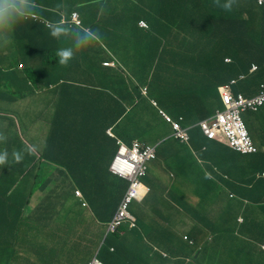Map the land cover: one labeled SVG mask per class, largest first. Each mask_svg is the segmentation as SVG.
Instances as JSON below:
<instances>
[{
  "label": "crops",
  "instance_id": "obj_1",
  "mask_svg": "<svg viewBox=\"0 0 264 264\" xmlns=\"http://www.w3.org/2000/svg\"><path fill=\"white\" fill-rule=\"evenodd\" d=\"M65 1L68 0H40L42 4H46L52 10H57V5L60 6ZM241 1L234 0L236 5ZM121 3H126L128 11L142 10L141 4L148 5L149 3L150 6L155 7L159 5V1L153 3L152 0H123ZM199 3L198 0H187V2L175 0L163 7L170 8L172 6L179 15L181 9L200 11L199 5L204 9L205 5L207 6L205 0H202L201 4ZM163 7L161 2L154 18L161 15ZM27 10L28 13L37 14L35 8L32 10L27 8ZM117 11V7H115L110 16L113 23L119 16ZM199 13L200 16H203L201 12ZM172 18L173 15L170 14L167 20L170 21ZM138 19L145 20L146 17ZM11 20L16 22L13 25L8 23L4 28L6 29L5 34L0 38V42L7 46L11 45L13 34L18 33L21 36V32L25 28L28 29L33 23L24 25L17 17ZM188 21L192 23L190 20ZM204 22L205 20L202 22L203 26ZM153 23L155 26L152 27L157 28L164 37L167 30L159 28L160 24L157 22ZM148 25L150 26L149 23ZM39 29L41 26L34 24V31ZM132 35L133 31H129L123 41H132ZM38 37L35 36L37 39ZM127 44L129 46L130 43ZM98 72L99 74L93 82L97 86H100L101 83L105 84L103 88H106V92H104L106 94L115 86L116 72L113 70ZM262 75L264 78V74ZM2 78L1 74L0 80ZM156 80H163V78H156ZM86 83L80 81L75 84V87L81 89ZM119 84L125 85L122 82ZM210 86L216 90V86L209 83L208 87ZM72 87V85L64 84L59 86V89L66 88L62 100L47 94L46 104H44L43 98H38V100L34 99L37 101L35 105H30L28 108H24L18 103L0 102V136L5 137L0 140V147L7 140L5 146L0 148V152L7 151L8 153L7 163L0 165V264H83L96 256L111 264H189L191 261V264H231L230 258L235 240L229 231L234 224L223 226L229 203L232 201H228L227 192L235 194L237 188H244L246 189L245 197H250L253 201H264V198L251 194L257 181L244 182L245 177L253 169H258L257 165L262 159V163L264 162V132L258 130L260 125L264 126V108L255 117L249 118V126L256 136L254 142L261 152L259 154L261 157L259 159L256 157L255 163L249 167L248 162L241 159L239 163L233 162V151L224 145H220L221 147L217 150L208 152V147L195 142L194 147L198 150L192 154L190 149L186 150L177 142L166 141L171 139L170 129L164 128L162 131L155 129L157 137L151 139L139 134L137 131L141 124L147 127L154 126L141 120L139 114L144 112L145 105L144 109L139 108V112L134 118H130V108L133 103L137 104L136 101H138L136 100L137 96L130 91L126 90L122 94L127 99L128 108L126 111L124 110V115L117 120V125H115L113 105L115 102L113 100L110 105L108 102H86L84 95L78 94L79 90ZM126 87L128 90L130 89L129 85ZM236 89L237 93L246 98H250L258 92L257 85L240 83ZM69 94L73 96L66 98ZM162 94L163 102L169 106L168 108L166 105L168 115L171 117L176 115L177 119L184 118L185 124L193 123L192 118L196 116L193 111L195 105L188 104L192 99L191 95L180 97L177 89L172 87L163 88ZM140 102L145 103V100ZM200 102V104H196V109L206 108L210 99L200 98ZM49 103L60 107L58 110L63 113L64 120L66 118L68 122L76 121L78 125H84L82 129L85 131L81 129L71 137L72 141L79 144L80 147H61L56 159L57 161L62 159V162L54 164L48 161L52 165H47V161L41 162L36 167L39 171L41 169L40 182L35 188L34 183L32 187L27 182V185L23 186L24 184H20V180L27 181L34 177L31 170L35 167V162H31L30 168L28 166L26 171L25 168L20 170L19 163L25 160L24 153L22 152L23 159L20 162L14 161L13 153L21 152V140L19 141L17 136H13V132L8 131L15 129L16 125L19 126L21 124L19 121L23 122V128L28 138L24 139V142L29 144L28 140L32 136L29 124L36 115H40V112L42 115L41 108L45 109L47 105L49 108L43 111V115L54 117V109H50ZM149 121H153V119L150 118ZM10 124H14L13 128L9 127ZM110 127H114V130L118 132L119 136H122L123 141L127 144H131L135 139L150 146L156 145L157 141L159 143L157 160L149 165L148 175L143 179L144 184L150 188V193L142 203L135 202L131 207V213L137 218L139 230L136 233L127 234V244L125 245L122 244V240L127 235L123 236L121 233L116 242L118 249L114 253L105 249L101 250V245L106 235L107 223L115 215L128 184L125 180L114 176L109 170L115 151L104 153L108 144L113 141L104 129ZM195 136L198 135L195 134ZM46 144L47 141L42 145L45 147ZM44 147L42 146L43 149ZM71 153H73L72 157H70ZM197 161L207 163V170ZM232 162L237 165L229 166ZM25 164L26 162L21 163V168ZM53 165H58L59 168L54 169ZM88 166L92 168L88 170ZM212 166L213 169H217V172L210 169ZM74 172L85 174L88 180L92 181L89 187L81 189L83 197L75 194V188H80V186L72 179L71 173ZM30 174L31 177H29ZM224 177L227 178L224 179ZM228 184H233L235 187ZM34 189L37 193L33 196ZM7 191L8 196L12 195L14 200L8 210L5 209L2 202L3 194H6ZM238 191L243 192L242 190ZM28 194L31 195L28 197ZM25 196L28 198L25 199ZM83 202L87 205H83ZM195 212L200 217L199 223L200 225L202 223V229H206L202 226L221 228V223V233L204 231L195 226L196 223L192 220ZM238 215L240 213L232 216ZM131 235H135V237L133 238ZM194 240L197 242L196 252L194 244L188 242H194ZM238 248L236 243L234 256H236ZM198 250L199 256H197ZM197 260L198 262L195 263L194 261ZM243 264L246 263L243 262Z\"/></svg>",
  "mask_w": 264,
  "mask_h": 264
},
{
  "label": "trees",
  "instance_id": "obj_2",
  "mask_svg": "<svg viewBox=\"0 0 264 264\" xmlns=\"http://www.w3.org/2000/svg\"><path fill=\"white\" fill-rule=\"evenodd\" d=\"M99 1L100 6L95 9L87 5L88 0H68L60 6L57 5V10H52L46 4H42L40 0H27L25 6L26 13L29 12L27 8H31V10L35 8L36 15L39 19L33 20L27 16H17V18L24 25L31 22L39 24L41 29H39L40 31L37 30L38 32L34 31V24L31 23L28 29L25 28L21 32V36L18 33L13 34V40L11 42L8 40L11 46L0 42V75L2 74L3 76L2 86L0 80L1 103H18L23 105L24 108H28L30 105H35L37 102L35 100H38V92L43 90H48L42 96L44 104L47 101V94H51L55 99L60 98L62 100L66 88L59 89V86H62V84L67 86L72 85L73 89L76 88V90H79L78 94L84 95L83 97L86 102H108L110 105L112 104L111 100H113L115 102L113 104L115 113L114 124L116 123L117 125V120L124 115V110L126 111L128 108L127 99L122 95L127 90L137 96L136 100L139 103L145 99L148 100L152 107L156 103L158 108L154 111L155 116L153 115L152 117L153 121L147 122L145 119L143 120L153 125L158 131H162L164 128L167 130L170 129L172 135L174 134L173 124L177 123V118L176 115L173 117L169 115L171 122H167L163 118V113L169 108L163 102V88H175L182 97L192 96L188 104L191 106L195 105L193 111L196 116L192 118V122L196 124L214 116L217 111L223 110L222 101L219 100L218 88L229 84L232 78L244 75L248 78L247 81L242 82L245 85L259 86L261 83H264L262 75L264 74V0L262 3H260V0H242L240 2L241 4L238 3L237 5L234 2L231 11H226L217 6L216 0H205L207 4V6L205 5V9L201 5H199L201 8L200 11L197 9H181L179 15L172 6L170 8L163 7L168 3L175 2V0L171 2L170 0H152L153 3L159 1V5L162 2L163 7L161 15L155 18L154 16L155 13H158L157 8L159 5L155 7L150 6L149 3L148 5L141 4L142 10L128 11L127 1L117 7L119 16L115 19L114 23L113 21L111 22L110 16L114 12L115 7L113 6V2L115 0ZM121 1L123 2V0H119V2ZM184 1L187 2V0ZM198 1H200L199 4L202 3V0ZM226 2L228 0H219L220 5ZM109 3L112 4L110 8L107 7ZM74 12L79 13L83 25L74 28L78 33L71 35V33H74V29L70 28L71 16ZM199 12L203 16H200ZM162 14L163 17H161ZM170 14L173 15V18L169 21L167 19ZM63 17H65L66 23L63 22ZM139 17H146L145 21L150 24L149 30L139 25L143 21L138 19ZM11 19L0 24V38L5 34L6 29L4 28L8 23L9 25H13L16 22ZM188 20L192 23H189ZM204 20L205 24L203 26L202 22ZM152 21L160 24L159 28L161 27V29L167 30L164 33V37L157 28L152 27L155 26ZM84 27L86 28L83 29ZM112 29L118 34L117 36L111 35ZM57 31H59V35H53ZM129 31H133V35L131 36L132 41L127 43H132L133 49L141 45L140 40L134 33H141L151 38L149 40V37H147L145 40L148 55L145 63L142 64L144 66L137 69L138 73L136 76L130 72L125 73L121 68L106 66L104 63L106 61H114L121 57L118 55L120 52L116 51L113 45H115L118 38L121 37L124 39ZM35 36H39L38 39ZM67 44L73 46L72 49L75 47V50L71 51L72 56L70 59V61L73 60L70 66L71 72H73L76 79L74 81L64 78L57 79L56 76L49 73V70L54 65L59 64L57 50L64 48L70 49ZM100 52H104L103 55ZM254 65H257L259 69L253 75V73H250V70ZM101 70L104 72L106 70H113L117 75L116 82L114 83L115 86L108 90L110 92L106 94L104 93L106 92V88H103L105 84L101 83L100 86H97L93 82L99 74L98 71ZM156 78H163V80L157 81ZM61 80L63 81L62 83ZM82 80L87 82L86 85L81 87V89L75 87V84ZM120 82L122 84L125 83V85L119 84ZM209 83L216 86V90L212 89L211 86L208 87ZM128 85L130 87L129 90L126 87ZM236 87L233 88V92L235 95H238L239 93H237ZM143 88H147V97H144L142 94ZM204 97L210 99L209 105L203 109H196V104H200V98ZM49 106L50 109H54V117L43 115V111L49 108L47 105L45 109L41 108L42 116L41 112L39 113L43 123L47 125L46 129L49 132L46 146L44 147L40 143L44 147V149L40 148L43 151H39L33 145H29L30 143L27 144L21 140V148L24 149L21 152L24 153L25 160L19 163L20 170L25 168L24 170L26 171L27 167L29 166L28 168H30L31 164L35 162V167L31 170L34 173V177L27 181L20 180V184L23 183V186L29 183L32 187L34 183L35 188L41 179V169L39 171L36 167L44 161L58 164L56 156L59 155L61 147H80L79 144L72 141L73 139L71 137L76 135V132H80L84 125H78L76 121L68 122L66 118L64 120L63 113L58 110L60 107L51 103H49ZM180 125H184V123ZM13 126L14 124H10L9 127L13 128ZM82 131H85V129H82ZM195 131L200 132L198 128ZM113 133L116 138H122L114 129ZM250 134L253 139H256L253 130L252 132L250 131ZM188 135L190 139L189 145L182 140H178V144L184 146L186 150L190 149L192 154L195 150H198V148L194 147L195 142L208 147V152L221 147V144L214 141H207L200 135L195 136L194 133L190 134V132ZM146 137L151 139L149 136ZM166 141L169 142L171 140L168 139ZM116 150V139H113L108 144L104 153L108 154ZM233 155V162L239 163L241 159L247 161L249 164L255 163L254 156H242L234 152ZM72 156L73 153L70 154V157ZM245 157L250 159H246ZM260 157L261 155L257 156L258 159ZM262 160L259 164L262 163ZM23 162H26V164L21 168V163ZM233 162L229 166L237 165ZM206 166H208L207 163ZM255 171L260 172L248 174L249 176L247 175L245 177L244 182L257 181V185L251 191V194L255 197L264 198V179L256 177V175L264 172V162L261 168ZM74 173H71L72 179L80 186L79 189L83 190L92 184V181L88 180L85 174H81L80 172ZM29 177H31V174ZM228 185L233 188L235 187L233 184ZM19 187L21 189V185ZM238 190L244 192L246 189L237 188V192L235 193L238 198L236 202L238 213L243 217V222L237 224L235 223V219L227 218L224 220L223 225L229 226L232 225V222L235 223V227L233 226L229 231L235 240L230 258L231 264H243V262L246 264H264V250L261 249V244L264 243V222L261 225V222L253 213H250L251 211L249 209L252 204L263 202L253 201L250 197H245V192L243 193ZM8 194V191L6 194H3L4 198L2 200L6 210H8L14 201L13 196H8ZM28 196L30 195L28 194ZM27 198L25 196V199ZM242 199L248 200L247 205L242 204ZM255 205H257L254 206L256 210L264 211V203ZM195 218L198 220V216H195ZM258 223L260 226L256 229ZM201 225L199 222L195 224V226L200 228ZM202 227L206 228H201L204 231L217 232L222 228V224L220 223L221 228H216L215 226L211 228ZM121 231L123 236H126L128 233H136V230L131 229L129 224H125L121 228ZM131 236L133 238L135 237V235ZM111 237L114 239L120 238L117 233ZM127 237L128 235L123 238V245L127 244ZM236 243L239 248L236 250V256H234ZM196 245L197 242L194 240L195 250ZM121 251L123 253L122 248ZM194 262L197 263L198 260Z\"/></svg>",
  "mask_w": 264,
  "mask_h": 264
},
{
  "label": "clouds",
  "instance_id": "obj_3",
  "mask_svg": "<svg viewBox=\"0 0 264 264\" xmlns=\"http://www.w3.org/2000/svg\"><path fill=\"white\" fill-rule=\"evenodd\" d=\"M216 3H217V6L221 7L222 9L226 10V11H231L232 9V6H233V3H234V0H228V2H226L225 4L223 5H220L219 4V0H216ZM27 4V0H0V24H2L4 21L8 20V19H11V18H14V17H29L33 20H38L39 17L36 15V14H28L26 13L25 11V6ZM63 19V22L66 23L65 21V17L62 18ZM142 23L145 24V26H142ZM46 25H48V23H46ZM83 25V22H82V19L79 15L78 12H74L71 16V26L70 28L71 29H74V28H77V27H80ZM141 27H143L144 29H149V25L148 23L143 20L140 22L139 24ZM86 27H84L83 29H85ZM75 30V29H74ZM76 31V30H75ZM78 32V31H77ZM53 35H59V31L53 33ZM57 56L59 57V63L61 65H67L68 61L71 59V56H72V53H71V50L70 49H61V50H57ZM229 61V60H227ZM106 65V64H105ZM106 66H109V65H106ZM111 68H116V67H112L110 66ZM259 69V67L257 65H254L252 66L251 70H250V73H254ZM123 71V70H122ZM248 78H246L244 75H240L238 76L237 78L234 77L232 78V81L223 86V87H219L218 88V91H219V95H220V100L222 101V104H223V110H219L215 113L214 116L210 117V118H207L205 120H202L198 123H190L188 122L189 124H185V120L184 118H180V119H177V123H174L173 124V130H174V134L171 135V139L172 141L174 142H177L178 143V140H182L183 142H185L186 144L189 145L190 143V139H189V135L188 133L190 132L191 133H194V134H197V135H200L201 137L205 138L207 141H214V142H217L218 144H221V145H224L225 147H227L229 150L233 151L234 153H237V154H240L242 156H254L253 158L255 159L257 157V155L260 153L259 149L257 148L255 142H254V139L252 138V135L250 134V131L252 132L250 126H249V123L246 121L245 119V116L249 113L253 114L250 118L252 117H255L259 112H261L264 108V101L262 103H260L258 101V98L261 96V92L264 91V83H261L258 87V92L251 96L250 98H246L244 95L242 94H238V95H235L234 92H233V88L236 87L238 84L242 83V82H245L247 81ZM144 89L143 88V96L144 97H147L148 94H146L144 92ZM226 90H229V92L231 93L232 97L234 99H237L239 96H241L244 100L247 101V104L245 106V109L244 110H241L240 113H239V119H240V122L243 124V128H244V131L242 132L241 131V135L239 134L240 136V139L242 138H248V140L250 141L251 145H252V149L253 151L251 153H244L240 150H238L237 148L233 147L231 145V142L230 140L228 139V136H227V128L230 127V129L232 130H235L236 128V121L232 118V116H230V114H228V107L226 106L225 102H224V99H223V96H224V93L226 92ZM178 92V90H177ZM179 95V93H178ZM180 96V95H179ZM181 97V96H180ZM138 103V101H136ZM136 104L133 103L132 107H134ZM157 104L154 103V107L153 109H157ZM131 109V108H130ZM163 118L167 121V122H171V118L169 117V115L164 112L163 113ZM183 124L184 125H180V124ZM116 125V124H115ZM177 127V129L175 128ZM198 128L200 130V132H196L195 129ZM113 129L114 127H110L109 129L107 128L105 130V133L111 137L112 139H116V143H117V150L115 151V156L110 164V172L114 174V176H117L119 179H122V180H125L128 184V187L120 201V204L116 210V213L115 215L113 216V218L110 220V221H113L115 222L116 218H117V213L120 209V206H121V203L122 201L124 200L125 196L127 195V193L129 192L130 188H131V181L129 180V178H123V177H120V175L114 173L112 170H111V167H112V164L116 158V156L118 155L120 149H121V146H126L128 148H132L133 145L135 143H138L140 144L143 148H152L155 150V156L156 158L149 162L147 164V172H146V175L139 179V182H140V193H141V197L139 199H134L132 200V202L129 204V207H128V210H127V213L129 214L130 217H127V218H124L121 220V223L117 226H115L114 228H112V223H107V230H106V235L104 237V240L102 242V245H101V250L105 249L107 250L108 252H111V253H114L115 251H117V240H119V238H113L111 237L112 235L114 234H118L120 235L121 234V228L125 225V224H129V227L131 229H135L136 232L139 230L138 229V222H137V218L131 213V207L133 205V203H142L148 196V194L150 193V188L144 184L143 182V179H145L148 175V171H149V165L153 162H155L157 160V150H158V146L154 145V146H150V145H145L143 141H140L139 139H135L131 142V144H127L126 142L123 141L122 138H116L115 137V134L113 133ZM214 131L215 133V136L213 135V137H210L206 131ZM2 139H5V137L3 136H0V140ZM227 141V142H226ZM13 158H14V161L15 162H20L22 159H23V154L22 152H14L13 153ZM8 161V153L7 151H3V152H0V165H3L5 163H7ZM198 164L200 165H203L205 167V169L207 170L208 166H206V164L202 161H197ZM214 167L212 166L210 169L215 172H217V169H213ZM264 175V172L261 173L260 175H256L257 178H261V179H264L263 177ZM227 177H224V179H226ZM212 179H214V177L212 176ZM212 185V184H211ZM222 186L223 183H222ZM221 189V187H220ZM75 194L79 197H83V191L79 188H76L75 190ZM31 195V194H30ZM29 197V196H28ZM227 198H228V201L229 200H232L230 203H229V208H228V212L225 216V219L227 218H230V219H235V223L237 224H241L243 222V217L241 215H238L236 217H233L232 215L233 214H236L238 213V206H237V196H235V194L233 193H228L227 192ZM200 200H202V198L200 197ZM243 203V205H247L246 203L248 202V200H245V199H242L241 200ZM85 202V201H84ZM83 202V205H87ZM264 203V201H262ZM199 203H201V201H199ZM263 203H254L251 205V207L249 208L250 209V213H253L257 219L261 222L260 224L262 225L263 222H264V211H254L256 210L254 208V206H257L255 204H263ZM200 205V204H199ZM236 207V208H235ZM195 216H198L197 215V212H195L193 214V221L195 223L199 222V216H198V220L195 218ZM234 222H232V224L235 225ZM260 224L258 223V225L256 226V229L260 226ZM121 231V232H120ZM217 234H220L221 233V230L215 232ZM120 237V236H119ZM210 240V239H209ZM211 241V240H210ZM189 243L191 244H194L193 241H188ZM261 249L264 250V243L261 244ZM196 252V250H195ZM199 253V250L197 251V256ZM192 261L189 263L191 264ZM83 264H111V263H108L107 261H104V260H101L100 258H98L97 256L92 258L90 261L86 262V263H83Z\"/></svg>",
  "mask_w": 264,
  "mask_h": 264
},
{
  "label": "rangeland",
  "instance_id": "obj_4",
  "mask_svg": "<svg viewBox=\"0 0 264 264\" xmlns=\"http://www.w3.org/2000/svg\"><path fill=\"white\" fill-rule=\"evenodd\" d=\"M88 6H90V8L95 9L96 7L100 6V1L99 0H88ZM121 4V2H119V0H115L113 2V6L114 7H118ZM108 8L112 7V4H108L107 5ZM71 32V31H70ZM73 32V31H72ZM76 33H78L77 31L74 30V33L71 35H76ZM136 35V37L140 40H138L139 42H141V45H138L136 48L133 49L132 43L127 44L126 41H123V38H118V40L115 42V45H113L114 49L116 51H119L120 53H118V55H120L121 57L115 59L114 61H106L104 62L106 65L112 66V67H116V68H121V70H124L125 73H131L132 75L136 76L137 75V69L142 68L146 61V57L148 55V51H147V44L145 43V40L147 37H149V40H151L150 36H146L144 34L141 33H134ZM111 35L113 36H117L118 34L115 33V31L112 29L111 31ZM11 46V45H9ZM67 46L70 48V50H75V47L72 49L73 46L68 45ZM65 49V48H64ZM101 55H103L104 52H100ZM73 63V60H69L67 65H61L60 63L58 65H54L53 68L51 70H49V73H52L54 76H56L57 79L59 78H64L67 80H76L74 77L73 72H71V64ZM64 73V74H63ZM2 81L3 79H1V86H2ZM84 82H86L85 80H82ZM1 90V88H0ZM48 90H43L41 92H38L37 94V98H42L43 96V92H46ZM72 92V91H71ZM73 93V92H72ZM72 94H69L66 98H70L72 97ZM145 103H137L134 107L131 108V113H130V118H134L136 116V114H138L139 112V108L144 107L145 105V110L144 112H141L139 115L141 117V120H143V118H145V120L148 122L150 120V118L153 117L154 115V109L153 107L149 104L148 100L145 99ZM253 114L249 113L245 116V119L247 122H249V118L252 116ZM42 116V115H41ZM40 115H36L32 122L29 124V130L32 132V136L31 139H29V143L30 145H33V147H36L39 151H43L42 146L39 143L44 144L47 140H48V132L46 131L47 125L43 123V120L41 119ZM21 124L19 126L16 125V128L12 131H8V132H13L14 135L13 136H17L18 140H22L24 142V139H28L26 137V132L23 128V122L19 121ZM258 130L260 132H264V126L260 125L258 127ZM139 134L144 135V136H149L150 138H156L157 137V131L155 130L154 127H147L143 124H141V126L139 127V130L137 131ZM7 142L4 141V143L2 144L1 147L5 146L4 144ZM227 142V141H226ZM159 143L158 141L156 142V146H158ZM0 147V148H1ZM21 151H24V149H21ZM246 158V157H245ZM246 159H250V158H246ZM62 159H60L58 161V163H61ZM47 165H52V163L50 164L49 162H46ZM249 164V163H248ZM262 163L257 165V168H261ZM54 169L59 168L58 165H53L52 166ZM249 167H252L251 164H249ZM92 167L88 166V170H90ZM256 169H253L250 174L252 173H258L260 171H255ZM248 175V176H249ZM41 185V183H40ZM37 193L36 189H34L33 191V196ZM108 223H112V224H116L113 221H108Z\"/></svg>",
  "mask_w": 264,
  "mask_h": 264
},
{
  "label": "built area",
  "instance_id": "obj_5",
  "mask_svg": "<svg viewBox=\"0 0 264 264\" xmlns=\"http://www.w3.org/2000/svg\"><path fill=\"white\" fill-rule=\"evenodd\" d=\"M262 2L263 0H260V3ZM142 26H145V24L142 23ZM223 99L226 106L228 107V114H230V116H232V118L236 121V123H234L236 124L235 130L230 129V127L227 128V136L231 142V145L244 153H251L253 149L248 138L240 139L239 136L241 131H244L243 124L239 119V113L241 110L245 109L247 101L241 96H239L237 99H234L229 90H226ZM258 101L260 103L264 101V91L261 92V96L258 98ZM175 128L177 129V127ZM206 133L210 137H213V135L215 136L213 130L206 131ZM155 158L156 156L154 149L143 148L138 143H135L132 148L121 146V149L112 164L111 170L114 173L120 175V177L129 178L132 184L129 192L121 203L120 209L117 213V218L115 220L116 224H113L112 228L119 225L122 219L130 217L127 213L129 204L132 202V200L139 199L142 196L140 193L139 179L146 175L147 164L153 161Z\"/></svg>",
  "mask_w": 264,
  "mask_h": 264
},
{
  "label": "bare ground",
  "instance_id": "obj_6",
  "mask_svg": "<svg viewBox=\"0 0 264 264\" xmlns=\"http://www.w3.org/2000/svg\"><path fill=\"white\" fill-rule=\"evenodd\" d=\"M146 90H147V88L144 89V92L147 94Z\"/></svg>",
  "mask_w": 264,
  "mask_h": 264
}]
</instances>
